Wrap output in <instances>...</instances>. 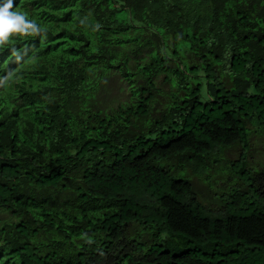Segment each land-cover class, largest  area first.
<instances>
[{"label":"trees","instance_id":"1","mask_svg":"<svg viewBox=\"0 0 264 264\" xmlns=\"http://www.w3.org/2000/svg\"><path fill=\"white\" fill-rule=\"evenodd\" d=\"M0 264H264V0H0Z\"/></svg>","mask_w":264,"mask_h":264},{"label":"bare ground","instance_id":"2","mask_svg":"<svg viewBox=\"0 0 264 264\" xmlns=\"http://www.w3.org/2000/svg\"><path fill=\"white\" fill-rule=\"evenodd\" d=\"M48 28V27H47ZM52 30V29H51ZM107 93V92H106ZM36 147V146H35ZM30 148V147H29ZM6 214V213H5Z\"/></svg>","mask_w":264,"mask_h":264}]
</instances>
